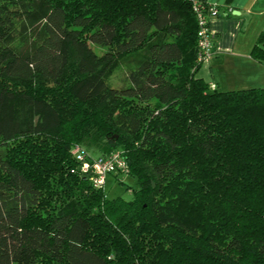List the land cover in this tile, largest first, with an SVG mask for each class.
Returning a JSON list of instances; mask_svg holds the SVG:
<instances>
[{
	"label": "trees",
	"instance_id": "obj_1",
	"mask_svg": "<svg viewBox=\"0 0 264 264\" xmlns=\"http://www.w3.org/2000/svg\"><path fill=\"white\" fill-rule=\"evenodd\" d=\"M197 30L188 0H0V264H264V86L199 76ZM88 138L131 199L83 172Z\"/></svg>",
	"mask_w": 264,
	"mask_h": 264
},
{
	"label": "crops",
	"instance_id": "obj_2",
	"mask_svg": "<svg viewBox=\"0 0 264 264\" xmlns=\"http://www.w3.org/2000/svg\"><path fill=\"white\" fill-rule=\"evenodd\" d=\"M207 1L219 7V14L210 20L213 47L211 56L205 61L209 73H214L216 65L230 63L241 75L239 85L264 86V62L255 59L251 53L258 35L264 31V0ZM214 83L218 87V83ZM106 150L104 146L99 153H88L97 156Z\"/></svg>",
	"mask_w": 264,
	"mask_h": 264
},
{
	"label": "rangeland",
	"instance_id": "obj_3",
	"mask_svg": "<svg viewBox=\"0 0 264 264\" xmlns=\"http://www.w3.org/2000/svg\"><path fill=\"white\" fill-rule=\"evenodd\" d=\"M75 10L76 9L73 6L72 11ZM105 49L106 48H96V51L103 54ZM205 61L197 74L203 77L206 81L209 82L214 80V82L218 83V88L220 90L247 88L239 85L242 82L240 79L241 75L233 69L230 63L224 64L223 66L216 65L213 67L214 73H209L207 62ZM213 76H216L215 79H213ZM106 81L109 86L116 88H120L126 84V68L124 65L118 64L114 69L110 70L106 75ZM125 103L124 109H131V99L126 100ZM15 107L17 109V116L20 120L27 121L29 119L34 121L37 119V117L30 112V108L19 100L15 101ZM79 145L85 150V152H91L92 154L99 153L100 149L105 146L103 142L97 141L94 138L85 139L82 143H79ZM136 185V178L132 175L124 174L122 172L117 175L110 173L105 178L104 190L109 198L121 196L124 199L129 200L133 197V190L136 188ZM62 189L64 188H62L61 185L54 184V181L48 184V187L46 189L44 188L45 191L43 190V204L41 206L52 208L54 200L63 195ZM44 201L45 203L50 204L45 205ZM38 264H50V262L47 259L42 258Z\"/></svg>",
	"mask_w": 264,
	"mask_h": 264
},
{
	"label": "built area",
	"instance_id": "obj_4",
	"mask_svg": "<svg viewBox=\"0 0 264 264\" xmlns=\"http://www.w3.org/2000/svg\"><path fill=\"white\" fill-rule=\"evenodd\" d=\"M188 1L190 2L197 22L198 60L202 63L208 60L212 54L213 34L210 29V20L219 14V8L207 0ZM211 86L213 87L214 84L212 83ZM73 152L79 160L84 161L82 165L83 172L87 174L92 172L91 181L95 185H103L107 174L126 169L125 159L119 151H110L97 156L92 159L91 164L85 162V156L87 157V155L79 145L73 148Z\"/></svg>",
	"mask_w": 264,
	"mask_h": 264
}]
</instances>
